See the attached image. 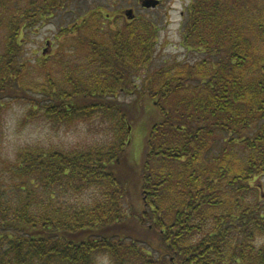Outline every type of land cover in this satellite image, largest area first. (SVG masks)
<instances>
[{
	"label": "trees",
	"instance_id": "16d2710c",
	"mask_svg": "<svg viewBox=\"0 0 264 264\" xmlns=\"http://www.w3.org/2000/svg\"><path fill=\"white\" fill-rule=\"evenodd\" d=\"M65 1L45 0L26 17L42 20ZM99 14L72 28L85 66L65 72L68 85L52 82L45 106L26 118L39 114L53 128L98 120L112 137L0 157V264H264L255 185L264 177V0H192L183 40L200 58L157 69L151 25L103 32ZM12 23L0 55V118L26 67ZM121 95L161 115L145 142L142 211L127 209L119 170L139 113Z\"/></svg>",
	"mask_w": 264,
	"mask_h": 264
},
{
	"label": "rangeland",
	"instance_id": "374dc122",
	"mask_svg": "<svg viewBox=\"0 0 264 264\" xmlns=\"http://www.w3.org/2000/svg\"><path fill=\"white\" fill-rule=\"evenodd\" d=\"M163 2L158 11L145 12L137 6V0H66L60 9L47 14L42 20L31 22L26 15L37 12L44 6L45 0H8L3 5L0 4V55L4 54L9 44V37L14 30L13 20L18 25L15 30L18 29L19 33V61L26 65L20 74L21 79L14 84L13 96L19 97L9 100L10 105L0 118V157L14 159L17 150L27 145L69 150L84 149L110 141L111 132H107L98 120L91 123L78 121L70 128H53L39 114L26 118L34 105L45 106L47 100L43 92L46 93V89L49 91L52 82L54 86L65 85V72L76 75L78 68L85 66L86 47L79 43L81 37L74 35L72 28L100 6L107 8V11L104 10L99 17L97 15L98 18L104 19L105 14L110 13L117 20L120 13L134 6L139 20L151 26L154 23L152 27H159L160 30L155 35L156 49L152 69L175 61L193 63L198 60L200 56L187 52L183 40L186 16L192 0ZM127 18L130 19L128 15ZM127 23L126 16L120 17L119 23L113 27L125 26ZM65 31L67 34L63 33ZM24 88L26 94H22ZM136 97L120 96L121 103L127 106L132 104L135 113L137 114L138 109L139 113L128 124L131 128V143L121 158L119 170L128 184L129 196L125 202L127 209L133 206L137 211H142L144 204L141 174L145 142L149 129L161 120V115L149 101H140L139 106H134ZM255 185L264 195V177L258 178Z\"/></svg>",
	"mask_w": 264,
	"mask_h": 264
},
{
	"label": "flooded vegetation",
	"instance_id": "af4514ba",
	"mask_svg": "<svg viewBox=\"0 0 264 264\" xmlns=\"http://www.w3.org/2000/svg\"><path fill=\"white\" fill-rule=\"evenodd\" d=\"M144 1L145 0H137V6H140L141 10H144L145 12H147V11H158L160 9V7L164 3L163 0H155V2L157 4L156 6L145 7V5H144L145 2ZM106 9L107 8H104V7H101V6L98 7V11H100L101 13H104V10H106ZM127 10H132L131 16L133 18H131V19H128L127 18V15H126ZM127 10H124V12L120 13L119 18L117 20H116V16L115 17L114 16L111 17V14L110 13L105 14L104 19L103 18L100 19L101 20V28H100L101 31H103V32L116 31L117 26L116 27H113V25L114 24L116 25V24L119 23L120 17H125L126 16V21L128 23H131L133 21H136V19L139 20L138 16L135 14V7L134 6L132 8H128ZM114 19H115V21H114ZM157 19H159V14H157ZM153 25H154V23H153ZM153 29L156 31V33H158L159 30H160L159 27H156V26L153 27Z\"/></svg>",
	"mask_w": 264,
	"mask_h": 264
},
{
	"label": "water",
	"instance_id": "95a60500",
	"mask_svg": "<svg viewBox=\"0 0 264 264\" xmlns=\"http://www.w3.org/2000/svg\"><path fill=\"white\" fill-rule=\"evenodd\" d=\"M144 2H145V3H144L145 7H151V6H156V5H157L156 2H155V0H145ZM151 3H152V4H151ZM157 3H158V2H157ZM131 14H132V10H128V11H127V15L129 16L130 19L133 18V17L131 16Z\"/></svg>",
	"mask_w": 264,
	"mask_h": 264
}]
</instances>
